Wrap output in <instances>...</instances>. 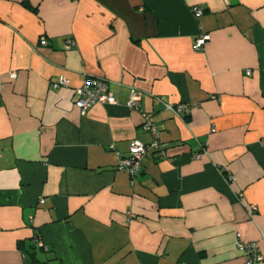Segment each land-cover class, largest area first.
<instances>
[{"label": "crops", "instance_id": "1", "mask_svg": "<svg viewBox=\"0 0 264 264\" xmlns=\"http://www.w3.org/2000/svg\"><path fill=\"white\" fill-rule=\"evenodd\" d=\"M87 79L118 104L83 115ZM144 114L166 157L132 184ZM238 241L264 255V0H0V264H245Z\"/></svg>", "mask_w": 264, "mask_h": 264}, {"label": "built area", "instance_id": "2", "mask_svg": "<svg viewBox=\"0 0 264 264\" xmlns=\"http://www.w3.org/2000/svg\"><path fill=\"white\" fill-rule=\"evenodd\" d=\"M194 15L198 18L203 14L201 8L196 7L193 8ZM211 40V36L209 34H202L199 36L194 43V51L197 53H201L204 51L207 43ZM47 40L43 36L39 40V46L45 47L47 46ZM74 46L73 41L67 42V48H71ZM251 73L248 71L247 76H250ZM70 86V81L62 77L57 82L53 84V89L58 90L61 88H66ZM75 94V106L80 110V112L84 115L86 114L92 107L97 104L101 105H117L118 101L113 96L110 90V83L103 79H87L83 85L74 90ZM142 96L141 93L135 89L131 90L130 100H129V108L131 110L139 109V102ZM216 100V97H213ZM165 109L171 112L175 117L181 118L187 116L190 113L192 108L191 105L188 104H163ZM141 128L144 132L150 134L151 140L149 144H144L138 140H133L130 143L129 147V156L123 158L118 156V165L117 171L126 173L130 176L132 184H134L136 178L139 176L142 170V160L147 154L149 150H154L160 159L166 157L165 145L160 141V131L152 121V116L150 114L143 115V122ZM202 154L199 153L195 155L196 159H200ZM229 181L233 182L234 178L230 177ZM255 210V208H253ZM237 247L243 251L246 255L245 264H264V255L260 253L256 244H246L241 241L237 242Z\"/></svg>", "mask_w": 264, "mask_h": 264}]
</instances>
